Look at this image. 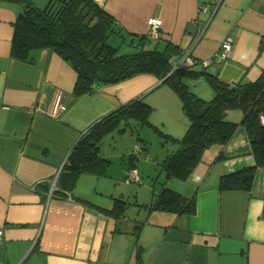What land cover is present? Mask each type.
<instances>
[{
    "label": "crops",
    "instance_id": "crops-1",
    "mask_svg": "<svg viewBox=\"0 0 264 264\" xmlns=\"http://www.w3.org/2000/svg\"><path fill=\"white\" fill-rule=\"evenodd\" d=\"M94 2L132 36L149 35L148 20L159 19V47L170 44L197 62L208 61L193 70L222 83L253 82L264 74V0ZM202 5L209 11L199 13ZM21 11V4L0 2V263L264 264V168L256 170L248 190L218 189L221 176L254 165L244 128L239 125L227 145L207 150L185 181L166 182L168 190L193 201V213L151 210L152 188L149 203H136L134 218H126V187L140 183L137 157L149 152L140 126L131 121L124 131L116 129L120 134L130 129L141 140H130L119 175L76 177L63 169L66 158L90 127L134 100L152 108L153 127L182 138L188 120L180 99L150 74L75 96L76 73L54 51L33 50L31 63L11 57L13 24ZM227 37L231 55L216 60ZM187 85L204 101L214 97L202 77ZM242 118L239 110L226 116L238 124ZM114 131L100 143L99 154L109 162L125 157L104 151ZM133 170L137 181L127 182ZM116 200L123 202L118 215L110 212Z\"/></svg>",
    "mask_w": 264,
    "mask_h": 264
},
{
    "label": "trees",
    "instance_id": "trees-1",
    "mask_svg": "<svg viewBox=\"0 0 264 264\" xmlns=\"http://www.w3.org/2000/svg\"><path fill=\"white\" fill-rule=\"evenodd\" d=\"M18 3L22 11L13 24L10 55L21 62H32L31 52L49 49L68 62L76 73L75 96L92 94L98 88L118 84L136 75L150 74L162 81L180 99L188 128L182 138L164 134L149 122L152 108L134 100L90 127L71 148L63 169L78 177L105 175L110 162L99 154L100 143L112 131L122 132L133 121L149 126L164 142L177 146L160 164L164 175L161 189L151 210L193 213V201L165 187L169 180L185 181L201 163L204 153L214 145H227L239 125L250 141L254 165L219 178L220 191H244L252 184L254 173L264 168V74L253 82L225 84L205 71L173 69L170 60L182 54L170 44L159 47V39L149 35L132 36L94 0H48L38 8L32 0H0ZM204 78L214 91L210 101L194 95L187 81ZM231 110L241 111L240 124L226 119ZM138 141H141L137 137ZM133 156V155H132ZM123 202L110 211L123 212Z\"/></svg>",
    "mask_w": 264,
    "mask_h": 264
},
{
    "label": "rangeland",
    "instance_id": "rangeland-1",
    "mask_svg": "<svg viewBox=\"0 0 264 264\" xmlns=\"http://www.w3.org/2000/svg\"><path fill=\"white\" fill-rule=\"evenodd\" d=\"M34 4L38 8H44L48 2V0H32ZM184 116V114H183ZM185 117V116H184ZM186 118V117H185ZM187 120V119H186ZM121 128V127H120ZM138 135H140L141 140L145 142L148 148V156L145 158V156H138L137 161H139L137 167L139 171V178L140 183H132L129 187H126V197L124 200V203H128V207L125 211L124 216L130 219L134 218V214L137 212V207H135V204L138 203V205L149 203L151 197H153L154 192L152 191V188L155 189L154 197L157 195V192L159 191L161 187V183L164 182V175L160 171V164L162 160L164 159L165 153H170L175 148L172 149L174 146L173 143L169 142H163L160 137V135L155 132L152 128L148 129L147 127H140L138 131ZM113 136V139L111 138ZM137 133L130 131L128 129L124 134L118 133V131H114L113 134L109 135L106 139L108 140L104 146V151L106 153L118 154L120 156V152L125 154V157H122L121 159L113 158L107 167V175L108 174H114L119 175L122 173L123 165L122 160L125 161V165L128 162V155L129 151H131L130 147V140L137 143ZM111 145V146H109ZM173 145V146H172ZM117 147V151L113 152L111 148ZM172 146V147H171ZM126 151V152H124ZM135 151V155L138 154L136 144L134 145V148L132 152ZM131 153V152H130ZM133 154V155H134ZM150 158V159H149ZM149 159V160H148ZM123 179H121L120 184H124L122 182ZM157 191V192H156Z\"/></svg>",
    "mask_w": 264,
    "mask_h": 264
},
{
    "label": "built area",
    "instance_id": "built-area-1",
    "mask_svg": "<svg viewBox=\"0 0 264 264\" xmlns=\"http://www.w3.org/2000/svg\"><path fill=\"white\" fill-rule=\"evenodd\" d=\"M209 11V8L205 5L199 7V13H206ZM148 27H149V36L154 39H161L162 38V31H161V21L157 18H151L148 20ZM233 48V42L230 37L224 39L221 44V52L216 54L214 57L216 60L222 61L226 60L230 57ZM172 64V68H192L196 64V60H194L188 54H181L179 56H175L170 60ZM203 66L208 65V61L201 62ZM139 152V149L137 148ZM130 181H137L136 170L131 172L130 178H128L127 182ZM2 236V230L0 229V238ZM1 264V263H0Z\"/></svg>",
    "mask_w": 264,
    "mask_h": 264
}]
</instances>
